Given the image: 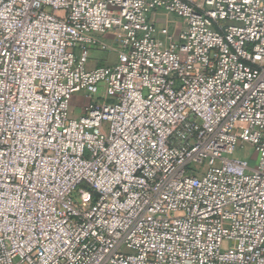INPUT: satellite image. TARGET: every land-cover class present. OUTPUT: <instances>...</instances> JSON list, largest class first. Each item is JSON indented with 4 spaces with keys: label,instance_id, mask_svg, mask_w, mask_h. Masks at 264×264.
<instances>
[{
    "label": "built area",
    "instance_id": "obj_1",
    "mask_svg": "<svg viewBox=\"0 0 264 264\" xmlns=\"http://www.w3.org/2000/svg\"><path fill=\"white\" fill-rule=\"evenodd\" d=\"M0 264H264V0H0Z\"/></svg>",
    "mask_w": 264,
    "mask_h": 264
},
{
    "label": "rangeland",
    "instance_id": "obj_2",
    "mask_svg": "<svg viewBox=\"0 0 264 264\" xmlns=\"http://www.w3.org/2000/svg\"><path fill=\"white\" fill-rule=\"evenodd\" d=\"M171 19H177L175 16L170 15ZM172 26V25H171ZM94 58L93 62L90 63V66L92 65H103V64H112L116 61L117 56L113 52L109 51H94L93 56ZM99 97H102L101 94L98 95ZM86 104V98L83 93H78L73 101H72V115L77 116L81 112V108L84 107ZM237 156L246 157L249 160H257V154L254 152V148L250 144H245L242 147H239L236 152Z\"/></svg>",
    "mask_w": 264,
    "mask_h": 264
}]
</instances>
